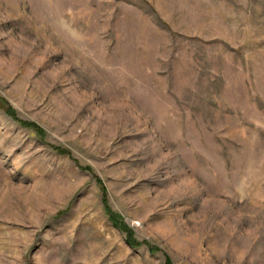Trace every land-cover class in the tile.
Here are the masks:
<instances>
[{
  "label": "rangeland",
  "instance_id": "374dc122",
  "mask_svg": "<svg viewBox=\"0 0 264 264\" xmlns=\"http://www.w3.org/2000/svg\"><path fill=\"white\" fill-rule=\"evenodd\" d=\"M0 264H264V0H0Z\"/></svg>",
  "mask_w": 264,
  "mask_h": 264
},
{
  "label": "trees",
  "instance_id": "16d2710c",
  "mask_svg": "<svg viewBox=\"0 0 264 264\" xmlns=\"http://www.w3.org/2000/svg\"><path fill=\"white\" fill-rule=\"evenodd\" d=\"M9 111H10V110H9ZM111 217H112V219L114 218V216H111ZM118 227H119L120 229L125 230V231H127V229H128V227H127L126 224H121V223H120V224H118ZM127 233L130 234V235H128L127 240H128L129 243H131V238H130V237H131L132 234H131L130 232H128V231H127ZM131 244H132V243H131Z\"/></svg>",
  "mask_w": 264,
  "mask_h": 264
}]
</instances>
